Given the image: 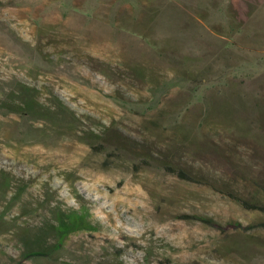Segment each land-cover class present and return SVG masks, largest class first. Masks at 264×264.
<instances>
[{"label": "rangeland", "instance_id": "374dc122", "mask_svg": "<svg viewBox=\"0 0 264 264\" xmlns=\"http://www.w3.org/2000/svg\"><path fill=\"white\" fill-rule=\"evenodd\" d=\"M227 191L264 204V0H0V264H264Z\"/></svg>", "mask_w": 264, "mask_h": 264}, {"label": "trees", "instance_id": "16d2710c", "mask_svg": "<svg viewBox=\"0 0 264 264\" xmlns=\"http://www.w3.org/2000/svg\"><path fill=\"white\" fill-rule=\"evenodd\" d=\"M165 168L175 174L177 177L184 180H205L209 181L206 175L202 173H197L192 170L185 169L183 167L166 165ZM227 194L230 198L237 200L244 208L247 209H259L264 211V204H259L256 202H249L248 200L235 195L232 192L227 191ZM91 228V223L89 222V217L85 209L80 211H71L64 218L59 215L57 220L56 229L59 232L60 238H63L66 233L77 230V229H89Z\"/></svg>", "mask_w": 264, "mask_h": 264}]
</instances>
